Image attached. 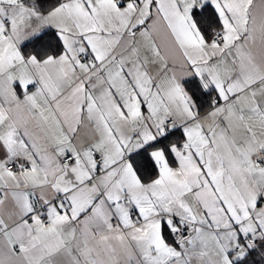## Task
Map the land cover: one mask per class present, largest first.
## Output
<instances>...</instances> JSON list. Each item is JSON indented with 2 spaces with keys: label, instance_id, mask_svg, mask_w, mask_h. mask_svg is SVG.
Here are the masks:
<instances>
[{
  "label": "snow or ice",
  "instance_id": "6c2138e0",
  "mask_svg": "<svg viewBox=\"0 0 264 264\" xmlns=\"http://www.w3.org/2000/svg\"><path fill=\"white\" fill-rule=\"evenodd\" d=\"M0 264H264V0H0Z\"/></svg>",
  "mask_w": 264,
  "mask_h": 264
}]
</instances>
